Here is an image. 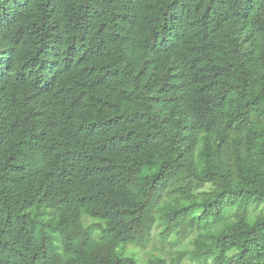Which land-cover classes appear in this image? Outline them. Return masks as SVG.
<instances>
[{
  "label": "trees",
  "instance_id": "16d2710c",
  "mask_svg": "<svg viewBox=\"0 0 264 264\" xmlns=\"http://www.w3.org/2000/svg\"><path fill=\"white\" fill-rule=\"evenodd\" d=\"M31 6L0 0V23ZM68 12L51 47L39 29L51 64L0 94V264H95V228L117 242L102 264H202L210 249L264 264V0H68ZM156 234L171 249L145 261Z\"/></svg>",
  "mask_w": 264,
  "mask_h": 264
},
{
  "label": "clouds",
  "instance_id": "9594fccd",
  "mask_svg": "<svg viewBox=\"0 0 264 264\" xmlns=\"http://www.w3.org/2000/svg\"><path fill=\"white\" fill-rule=\"evenodd\" d=\"M31 5L25 19L11 25L0 23V94H3L5 89L18 90L21 75L27 78L41 59L51 64L50 57H37L36 55L43 43L39 37L41 23L44 24L45 32L52 33L49 37V47L56 35H65L64 25L67 24L69 15L68 0H31ZM135 29H139V25H135ZM133 34L140 45L150 38L140 31L134 30ZM67 35L71 36L74 33L69 29ZM71 43V40H64L61 54L56 58L58 60L56 68H60L64 62L63 58L68 54L67 48ZM55 71L56 69H53L51 73H47L49 80L52 79ZM37 75L44 77L45 72H38ZM31 83L29 79L26 87Z\"/></svg>",
  "mask_w": 264,
  "mask_h": 264
},
{
  "label": "rangeland",
  "instance_id": "374dc122",
  "mask_svg": "<svg viewBox=\"0 0 264 264\" xmlns=\"http://www.w3.org/2000/svg\"><path fill=\"white\" fill-rule=\"evenodd\" d=\"M51 214L49 215L50 219L55 220L56 219V212L51 211ZM93 220H86L87 224L92 223ZM155 231H158L155 230ZM156 240L153 243H149L144 249L141 251V257L144 258L146 261L147 259L151 258L155 253H161L160 247L164 246V250L171 249L170 245L165 242L162 243L160 238L155 236ZM194 238V234H191L187 237L181 238L180 241L173 246L172 251H175L177 249H183V248H190L193 243L192 240ZM117 246V242L111 241L110 239L106 238L101 231L98 228H95L93 230V239L90 246L85 251V256L89 257L93 263L95 264H102L104 263V257L110 255L113 257L115 254V248ZM226 259L220 258L219 254L216 250L210 249L208 251V261L202 264H225ZM184 264H194L192 262H189L188 260H184Z\"/></svg>",
  "mask_w": 264,
  "mask_h": 264
}]
</instances>
